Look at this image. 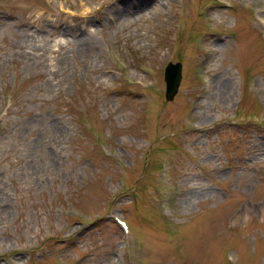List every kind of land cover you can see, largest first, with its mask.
Here are the masks:
<instances>
[{
	"label": "rangeland",
	"instance_id": "1",
	"mask_svg": "<svg viewBox=\"0 0 264 264\" xmlns=\"http://www.w3.org/2000/svg\"><path fill=\"white\" fill-rule=\"evenodd\" d=\"M260 106L264 0H0V264H264Z\"/></svg>",
	"mask_w": 264,
	"mask_h": 264
},
{
	"label": "bare ground",
	"instance_id": "2",
	"mask_svg": "<svg viewBox=\"0 0 264 264\" xmlns=\"http://www.w3.org/2000/svg\"><path fill=\"white\" fill-rule=\"evenodd\" d=\"M129 4L130 3L128 1L122 2V4L119 5V7L116 9V11L113 13V15L110 12H106L104 10L102 11V14L106 15L105 17L111 21V23H109V26L113 27L114 31L119 30V27H118L119 15L122 13L124 15V14L128 13L130 9L133 8V6L129 5ZM53 28H56V27H53ZM59 28H60V33H64V32H66V30H68L66 26H60ZM69 32L70 31L68 30L66 33V37H68ZM81 36H83V35L77 36L75 34H72L70 37H72L74 40H76L79 43V46L84 43V46H83L84 48H86L87 50L93 49V46L96 43L93 40H90L89 38L84 41ZM196 45L200 46L199 43H197ZM214 83H215V80H214ZM219 90H220V87H219Z\"/></svg>",
	"mask_w": 264,
	"mask_h": 264
},
{
	"label": "water",
	"instance_id": "3",
	"mask_svg": "<svg viewBox=\"0 0 264 264\" xmlns=\"http://www.w3.org/2000/svg\"><path fill=\"white\" fill-rule=\"evenodd\" d=\"M174 91H171L170 93H167V99H170L173 95Z\"/></svg>",
	"mask_w": 264,
	"mask_h": 264
}]
</instances>
